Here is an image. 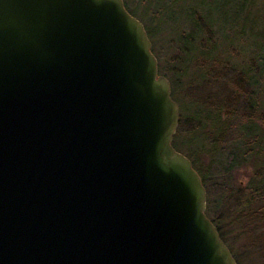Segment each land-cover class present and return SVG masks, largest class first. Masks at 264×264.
<instances>
[{
  "label": "water",
  "instance_id": "1",
  "mask_svg": "<svg viewBox=\"0 0 264 264\" xmlns=\"http://www.w3.org/2000/svg\"><path fill=\"white\" fill-rule=\"evenodd\" d=\"M179 116L123 0H0V264H236Z\"/></svg>",
  "mask_w": 264,
  "mask_h": 264
},
{
  "label": "trees",
  "instance_id": "2",
  "mask_svg": "<svg viewBox=\"0 0 264 264\" xmlns=\"http://www.w3.org/2000/svg\"><path fill=\"white\" fill-rule=\"evenodd\" d=\"M168 1L169 7L174 8V1ZM211 1L214 0H203L200 6L195 8L197 10L189 8L191 11L180 12L183 23L179 28V36L174 42L177 46L173 45L179 50V55L173 61L170 68L174 70L177 67L178 71L175 70L171 76L167 74L165 76L169 79L171 85V97L179 106L180 125L187 118L181 113L182 104L178 95L182 94L185 97L189 90H194L195 86L206 84L212 79H218L221 75H227L228 73L231 75L229 78L232 79L230 90H233L234 93L229 92L228 94L231 95L233 93L235 97H230L229 95L224 99V102L221 101L209 105L207 102L193 98L195 99L194 103L199 104L201 110L190 120L198 121L201 130L211 132L213 136H210L211 140H208V144L216 150L219 160L222 158L223 148L228 139L231 137L232 139L229 141H235L232 151L227 154L228 158L226 162L223 159L224 165L222 168L226 173L230 170L232 171L234 167L238 168L247 164L252 165L253 170L249 177V182L237 194L235 220L242 225L243 237L253 235L257 231L258 235L253 236V241L255 245L263 246L264 56L261 54L255 57V59L251 57V63L248 62L242 65L238 57L246 54L244 41L247 38L246 21L248 14L246 12L242 13L244 22H235L238 27L235 24L227 27L229 25L227 22L223 26H220L216 20V16H212L210 11L206 9ZM259 3H261L260 6L264 7V2ZM227 5L229 4L227 3ZM125 7L134 16L126 4ZM201 11H203L202 15ZM233 14H235L234 21H236V17L239 16L238 12ZM170 19L176 22L173 15L170 16ZM240 23L242 24L240 25ZM146 31L149 39H151L150 33L147 29ZM152 45L153 49H155V45L153 43ZM192 68L193 70L189 75ZM158 69L159 73L162 74V69ZM203 122L209 124L208 129L207 125H203ZM219 144L221 147H218ZM172 145L175 147L174 141ZM188 159L190 158L188 157ZM212 160L209 169L205 168L203 171L196 167L195 162L191 160L193 168L201 177L205 187L207 186V178L213 174L212 169H215L216 172L218 171L214 165L215 161ZM218 162L221 163L220 161ZM209 212L208 208L206 210L207 217H209ZM212 222L217 227L221 239L225 242L221 226L213 219ZM253 225L254 227H252ZM227 247L230 249L236 263L239 264L234 245L232 246L233 248ZM261 263L264 264V255Z\"/></svg>",
  "mask_w": 264,
  "mask_h": 264
},
{
  "label": "rangeland",
  "instance_id": "3",
  "mask_svg": "<svg viewBox=\"0 0 264 264\" xmlns=\"http://www.w3.org/2000/svg\"><path fill=\"white\" fill-rule=\"evenodd\" d=\"M170 1H174V3L172 2L174 8L169 7L168 0H123L124 6L126 4L127 8L133 12L135 18H137L150 33V41L155 45V49H153L152 45V51L157 58L158 68L162 69V74H159L163 76L166 74L171 76L175 70L178 71L177 67H175L174 70L170 68L172 67L173 61L179 55V50L173 45L177 46L174 42L179 36V28L183 23V20L181 21L180 12L185 13L190 10L189 8L195 9L203 2V0ZM259 2H264V0H252L251 2L250 0H214L206 7L212 16H216V20L220 26H223L225 22L229 24L227 27L234 25L235 22H244L242 13L246 12L248 14L246 21L247 38H245L244 41L246 54L238 57L242 65L250 62L252 60L251 57L255 59V57L261 54L264 56V7L260 6L261 3ZM227 3L229 5H227ZM236 12H238L239 16H237L236 21H234L235 14L233 13ZM202 14L203 11H201V15ZM172 15L176 22L170 19ZM241 24L242 23H240V25ZM235 25L238 27L237 24ZM192 70L193 68L190 70L189 75ZM220 77L218 79H212L206 84L195 86L194 90H189L185 97L182 96V94L178 95L182 104L181 113L185 118L189 119L183 120L180 125L178 124V129L176 131L177 135L175 134L176 137L173 139L175 143L174 148L179 153L193 160L195 166L201 171L205 170V168L209 169V166H211V159L215 161L214 165L218 171L216 172L215 169H212L213 174H210L211 177L207 178V186L205 187L203 185L206 190V210L208 208L210 210L208 213L209 217L217 221L221 226L226 243L222 241L225 245L231 248H233L232 246L234 245L239 264H263L261 261L264 255V245H255L253 241V236L257 234V231L253 233V235L243 237L242 225L235 220L237 194H239L241 189L249 182V177L253 170L252 165L247 164L238 168L234 167L232 171L230 170L226 173L222 168L224 165L223 159L226 162L228 158L227 154L232 151V148L235 146V141H229L232 139L231 137L228 139V142L223 148L224 152L221 156L222 158L219 160L216 150L208 144V140H211L210 136H213L211 132L209 133L208 130H201L198 121L195 122L190 120V118L195 117L201 110L200 105L194 103L195 99L207 102L208 105L213 103L216 104L217 102H224V99L230 95L228 94L229 92L234 93L233 90H230V82L232 79L229 78L231 75L228 73ZM233 93L230 97H235ZM203 125H207L208 129L209 124L207 122H203ZM200 133L203 134L201 135ZM218 147H221L220 144ZM225 155L226 157L224 158ZM210 218L209 220L212 222ZM213 225L215 226L214 223ZM252 227H254V225Z\"/></svg>",
  "mask_w": 264,
  "mask_h": 264
}]
</instances>
